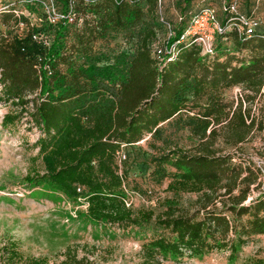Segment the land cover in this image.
Returning <instances> with one entry per match:
<instances>
[{
	"label": "trees",
	"instance_id": "obj_1",
	"mask_svg": "<svg viewBox=\"0 0 264 264\" xmlns=\"http://www.w3.org/2000/svg\"><path fill=\"white\" fill-rule=\"evenodd\" d=\"M56 1L64 10L69 0ZM182 2L175 24L162 16L160 0H72L77 24L37 28L21 16L27 27L23 36L0 32V101L19 107L40 132L35 146L42 173L25 179L45 182L68 199L82 197L94 222L150 229L141 246V264L221 250L231 259L251 237L264 235V192L244 202L259 172L214 147L218 136L236 146L253 128L250 107L241 102L264 99V29L257 27L249 37L225 31L216 37L211 57L201 56L194 44H181L176 58L158 69L150 51L156 31L167 23L178 35L188 17L206 5L198 0L190 8L191 0ZM240 5L239 12L252 15L253 9L245 12ZM12 8L1 19L17 24ZM26 10L34 8L27 5ZM219 19L223 21L222 14ZM107 29L134 38L132 51L118 52L104 64L97 63L99 58L78 62ZM34 30L50 35L48 47L31 39ZM226 41L230 48L222 45ZM232 86L244 91L234 107L221 98V91ZM191 109L182 125L195 144L157 149L150 158V174L156 182L167 180L171 198L156 214L132 209L125 201L117 152L145 134L159 137V124ZM19 115L4 113L0 125H11ZM180 194L195 196L191 210L172 201ZM63 255L61 264H83L69 248ZM0 264L51 263L24 255L13 240H5L0 241Z\"/></svg>",
	"mask_w": 264,
	"mask_h": 264
},
{
	"label": "rangeland",
	"instance_id": "obj_2",
	"mask_svg": "<svg viewBox=\"0 0 264 264\" xmlns=\"http://www.w3.org/2000/svg\"><path fill=\"white\" fill-rule=\"evenodd\" d=\"M219 1L204 0L215 10L217 19L221 16ZM196 4H199L198 0H191L189 7L194 8ZM9 7L22 9L20 4ZM183 7L182 0H160L162 16L174 24ZM240 9L245 12L253 9L251 12L258 21V27L264 29V0L247 1L240 5ZM1 14V33L25 34L27 27L24 24L2 21ZM33 16L37 28L45 24L37 7L33 10ZM31 22L34 20L31 19ZM165 37V28H159L150 46L162 45ZM134 44V38L125 36L119 30L107 29L90 42L88 53L78 56L77 60L87 62L99 58L97 63L104 64L110 62L118 52L130 53ZM222 45L226 48L231 46L229 41ZM243 92L239 86H232L221 91V98L234 107ZM260 92L264 93V86ZM241 104L242 107H250L254 120L252 130L236 146L226 145L218 136L214 147L222 153L231 154L232 162L259 172L257 184L253 185L254 189L246 197V203L259 192H264V128L261 127V124L264 126V99L256 96L251 102L242 101ZM27 108L30 110V107ZM6 112H19L20 115L11 125H0V141H4V156L0 159V241L13 240L24 255L43 256L51 264H61L66 248L73 251L76 258L81 257L83 264H141V246L151 236L150 229L119 228L94 222L85 213L86 204L82 197L68 199L45 182L25 179L36 172L42 173L35 146L40 132L29 116L19 111V107L0 101V118ZM191 112L194 110L180 112L168 122L159 124V137L145 134L131 145H122L117 152L118 172L125 176V201L132 209H151L156 214L164 209V199L171 198V193L165 189L167 180L156 182L150 174V158L157 153V149L174 144L190 149L195 144V138L182 125L185 115ZM194 197L193 194H180L172 201L191 210L190 202ZM227 254V250L213 251L202 256L164 261L162 264H264V235L251 237L235 257L228 259Z\"/></svg>",
	"mask_w": 264,
	"mask_h": 264
},
{
	"label": "built area",
	"instance_id": "obj_3",
	"mask_svg": "<svg viewBox=\"0 0 264 264\" xmlns=\"http://www.w3.org/2000/svg\"><path fill=\"white\" fill-rule=\"evenodd\" d=\"M242 1L243 0L219 1V10L223 15L222 22L221 19H217L215 10L211 6H201L188 17L183 29L176 36L173 28L165 23L164 28L166 30V37L164 43L160 46L156 44H151L150 46L151 53L153 54L158 69L165 63L176 58L178 47L181 44L185 46L194 44L198 48L201 56L211 57L214 53V42L216 37L222 35L225 31L233 29L238 36H251L258 27V21L253 15H245L239 12L238 6ZM15 4H20L22 6V9H10V12L17 18V23L19 25L23 24L20 20V17L23 16L28 19L30 26L35 25V27H37L33 11L30 12L26 10L27 5L34 6L33 8L37 7L44 23L49 26H54L57 23L77 24L80 21V18H75L72 0L68 1L64 10L59 9L56 0H5L4 2L0 1V13L9 11L8 7ZM31 19L34 20L33 23ZM177 20H180L179 16ZM30 37L42 47H48L50 43L47 34L41 30H34Z\"/></svg>",
	"mask_w": 264,
	"mask_h": 264
},
{
	"label": "clouds",
	"instance_id": "obj_4",
	"mask_svg": "<svg viewBox=\"0 0 264 264\" xmlns=\"http://www.w3.org/2000/svg\"><path fill=\"white\" fill-rule=\"evenodd\" d=\"M3 145H4V141H0V159H2L3 156H4V147H3Z\"/></svg>",
	"mask_w": 264,
	"mask_h": 264
}]
</instances>
